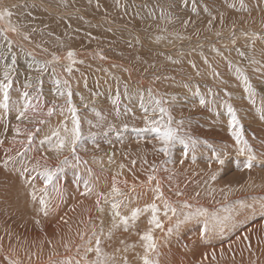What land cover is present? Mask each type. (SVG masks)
<instances>
[{
    "label": "rangeland",
    "instance_id": "374dc122",
    "mask_svg": "<svg viewBox=\"0 0 264 264\" xmlns=\"http://www.w3.org/2000/svg\"><path fill=\"white\" fill-rule=\"evenodd\" d=\"M6 2L0 0V6ZM64 4L59 5V18L51 15L47 17L51 23L47 19L40 23L47 22L44 29L49 28L42 33L22 28L34 15L28 5L23 15L10 10L17 28L21 26L14 32L16 39L0 31V81L8 71L13 83L9 109L0 107V187H4L0 194L7 196V201L0 196V264H91L96 253L87 249L95 247L97 238L110 264H143L141 237L149 229L158 244L149 255L158 264H264V0H243V6L241 0ZM67 47L76 55L71 60L66 56V61L59 55ZM40 54L61 60L47 63ZM244 76L252 92L246 90ZM63 81L71 87L80 118L75 154L67 147L57 153L45 139L53 131L66 135L65 123L73 127L67 97L57 91L65 90ZM25 90L33 105L44 102V106L19 121L17 108L24 103ZM117 92L120 100L114 104ZM161 98L162 106L171 111L173 126L183 121L184 143H173L167 155L158 150L162 144L146 119L159 120L152 108L153 99ZM229 104L240 122L235 128ZM51 107L55 111L49 116ZM241 125L248 145L244 152L238 150L243 144L233 135ZM29 132H34L31 141ZM249 156L255 157L251 169L245 166ZM104 159L118 165L123 160V174L114 173L100 190L90 168L104 171L97 166ZM46 169L54 172L51 184ZM149 174L156 179L149 181ZM114 184L123 197L112 194ZM157 185L164 191L162 198ZM45 187L48 192L41 191ZM41 198L48 200L47 215ZM112 198L124 200L122 217H131L135 208L142 211L125 225L113 215ZM152 203L158 205V213L146 208ZM154 214L163 227L151 224Z\"/></svg>",
    "mask_w": 264,
    "mask_h": 264
},
{
    "label": "snow or ice",
    "instance_id": "6c2138e0",
    "mask_svg": "<svg viewBox=\"0 0 264 264\" xmlns=\"http://www.w3.org/2000/svg\"><path fill=\"white\" fill-rule=\"evenodd\" d=\"M118 2H119V0H118ZM241 5L243 6V0H241ZM11 15H12L11 11L0 10V19H3L6 16L10 17ZM11 30L13 32L17 31V29L15 27H12ZM0 31H6V30L0 29ZM5 38L7 39V37H5ZM75 55H76V53L73 50H69L67 53V57L70 60ZM241 55H244V53H241ZM55 59L59 60V57H55ZM14 62H15V58H13V63ZM251 62L252 63H259V61H256L254 59H252ZM73 63H75V61H73ZM67 71L68 72L72 71L71 66H69L67 68ZM238 71H239V69H238ZM56 83H57V85H59L61 83V81L57 80ZM63 83L65 85V90L57 89V91H58V94L60 96H66L67 97L65 103L70 105L68 110L71 112L73 127L71 129H69L67 127V124L65 123L64 124V131H65L66 135L61 136L59 131H53L51 136H47V137H45V139L52 146V149L55 152L60 153L67 147L73 154H75L77 142L80 141V139H81L80 118L77 115L76 106L71 101V97H72L71 87L68 84V81H63ZM244 84H245V88L247 91H249V92L253 91L252 85H251L247 76H244ZM12 87H13V83H12V80L10 79L9 72L5 71L4 72V80L0 81V93H2V99H0V107H3L6 110L9 109L10 89ZM125 91H127V85H125ZM29 97H30L29 92L25 91L23 93L24 103L21 107L17 108V113H18L17 119H27L28 112L30 110L35 109L36 106L33 105L32 100ZM119 100H120V94H119V92H117L115 99L113 100V103L117 104V103H119ZM153 103L155 104V107L152 108V112L154 114L157 112L160 114L159 120H157L155 118V116H153V117H147L146 116V119L148 120V122L152 128V131H154L157 134L158 139L162 144V147L159 148L158 150L167 155L169 153L170 148H171L173 143H175L177 141L184 143L183 137L180 135V131H181L180 125L183 124V121H180L179 124H176V126H173L174 118H173L169 108L162 106L163 105V98L153 99ZM199 103L201 105H203L206 103V101L203 97H201L199 100ZM141 107L144 108L145 113L148 112V108L144 107L143 98H142V102H141ZM227 110L231 114L230 124L233 128H235L240 123L238 118H237V115H236V110L230 104L227 105ZM54 111H55L54 108H49L48 109V115L51 116ZM240 128H241V130L240 131H234L233 135L235 136L236 142L238 144H243V147L239 148L238 150L240 152H244L245 149L248 147V145L242 139V136H243L242 125L240 126ZM17 132H19V128H17ZM53 137H55L56 139L53 140ZM32 138H33V133L29 132L28 133V140L31 141ZM42 143H43V141H42ZM186 154L187 153H185V155ZM76 158L79 159L78 156ZM254 159H255L254 156L248 157L246 165H245L248 169H251L253 167ZM217 160L221 164L224 163V161L220 159L219 155H217ZM63 162L67 163V157L64 158ZM45 172H46V180H47L48 184H51L52 183V177L54 176V172L49 171L47 169L45 170ZM211 178L213 180H215L216 175H213ZM154 179H156L155 176L149 175V177H148L149 181H152ZM86 188H87V185H86ZM155 190L158 193V198H162L164 193L160 189L159 185H157ZM41 191L46 192L47 188L45 187L44 189H41ZM87 191H91V189H87ZM112 194L114 196H122V197L124 196L121 189L116 187L115 184L113 185V188H112ZM35 198H36L35 192H33V199H35ZM104 199H105V202L108 201L107 197H104ZM124 199H127V197H124ZM40 203L45 206L44 211H45V215H47V203H46V201L43 198H41ZM97 203L99 204L100 201L98 200ZM123 203H124V200H113L111 202V208L113 210V215L115 217H120L121 221L125 225H127L129 222V219H136L142 210L140 208H135L131 212V217H128V216L122 217L121 212H120V208H121ZM166 207H167V210L171 211L173 214H175L177 211L176 208L172 207L170 204H166ZM146 208H150L153 211V213L159 212V207L155 203H152L150 205H146ZM100 210L103 211V208H101ZM165 215H167V211L165 212ZM188 218L191 219L192 216L189 215ZM150 222H151V224H153L155 226V228L163 227V225L161 224V222L159 220L158 215L154 214L152 216V219ZM118 226H119L118 224L113 225V227H118ZM208 226H209V222L205 221V223H204L205 232H207ZM169 231H171V229H169ZM110 234L111 233H109V235ZM141 239L144 241L143 247L145 249V254L142 257L143 264H158V261L154 260L149 255L150 253H154L158 250L157 241L153 236V229H149L148 231H146L142 235ZM87 251H89V252L94 251L96 253V259L93 260L91 262V264H110V258L104 253L103 248L101 247V240L99 238L96 239L95 247L89 248V249H87ZM13 264H15V262H13Z\"/></svg>",
    "mask_w": 264,
    "mask_h": 264
},
{
    "label": "bare ground",
    "instance_id": "6f19581e",
    "mask_svg": "<svg viewBox=\"0 0 264 264\" xmlns=\"http://www.w3.org/2000/svg\"><path fill=\"white\" fill-rule=\"evenodd\" d=\"M23 1H26L27 3H26V5H28L29 7H31L32 9H33V11H34V15L33 16H31V20L30 21H27L26 20V22H25V24L23 25V27L22 28H29L31 31H33V32H35V30H36V32L37 33H42V31L43 30H46V29H49V28H47L46 27V29H44V27H45V24L47 25V22H49L50 21V17H51V15H55V17H58L59 18V16H60V9H58L60 6L59 5H61V8L63 7V5H65L64 4V2H66V1H68V0H7V2H6V4L7 5H5V4H1L2 6H0V10H8V11H13V8L14 9H17V13L18 14H20V13H22L23 12V10L24 9H26L27 8V6L26 5H24L23 4ZM106 1V0H105ZM123 1V0H122ZM114 2H115V0H114ZM124 2H126V1H124ZM89 3V2H88ZM96 3V2H95ZM106 3V2H105ZM121 3L123 4V2H120V6H119V9L123 12V5H121ZM87 4V3H86ZM85 4V5H86ZM90 4H93V3H90ZM84 5V4H83ZM88 5V4H87ZM94 5V4H93ZM113 5V4H112ZM115 5V4H114ZM117 5V4H116ZM115 5V6H116ZM90 6V5H89ZM135 6V5H134ZM11 7V8H10ZM85 7H87V6H85ZM125 7H127V6H124V8ZM129 7V6H128ZM110 8V7H109ZM117 8H118V6H117ZM126 9V8H125ZM31 10V9H30ZM63 10V9H62ZM109 10H111V9H109ZM118 10V9H117ZM156 10V9H155ZM32 11V12H33ZM59 11V12H58ZM104 11V10H103ZM138 11V10H137ZM26 12H29V11H26ZM110 12V11H109ZM14 13V12H13ZM62 13V12H61ZM133 13V12H132ZM31 14V13H30ZM130 14H131V11H130ZM139 14V13H138ZM137 14V15H138ZM141 14V13H140ZM159 14V13H158ZM22 15H23V13H22ZM40 15H41V19H40ZM101 15V14H100ZM120 15V14H119ZM135 15H136V13H135ZM20 16V15H19ZM132 16H134V14L132 15ZM16 17V16H15ZM47 17H49V18H47ZM93 17V16H92ZM137 17V16H136ZM23 18V17H22ZM28 18V17H27ZM62 18V17H61ZM60 18V19H61ZM100 18V17H99ZM107 18V17H106ZM18 19V18H17ZM43 19V20H42ZM45 19H47V22L44 24V25H42V24H40V23H44L45 21ZM59 19V20H60ZM151 19V18H150ZM24 21H25V19H23ZM180 20V19H179ZM15 21V18H14V16H10V17H4L3 19H0V26L1 27H3L2 29H5L6 31H3L7 36H10V37H12L13 39H16L17 38V33H15L14 34V32L11 30L12 29V27H15L16 29H17V31H18V29L21 27H19L18 26V28H17V25H18V23L16 22H14ZM52 21V20H51ZM107 21H108V18H107ZM23 23V22H22ZM49 23H51V22H49ZM98 23V22H97ZM111 23V22H110ZM17 24V25H16ZM56 24H57V22H56ZM50 25V24H49ZM51 25H54V24H51ZM0 27V28H1ZM35 27H39V28H35ZM50 28L52 27V26H49ZM53 28V27H52ZM61 28V27H60ZM38 29V30H37ZM57 29V28H56ZM55 29V30H56ZM51 30V29H50ZM120 31V30H119ZM31 34H34V33H31ZM55 34V33H54ZM58 35V34H57ZM19 36V35H18ZM41 36V35H40ZM45 36V35H44ZM98 36V35H97ZM52 38H54L53 36H52ZM56 39V38H55ZM120 40V39H119ZM26 47H28V50L30 51V52H32V53H37L35 50H34V48L33 47H30V45H25ZM208 46V45H207ZM254 46H255V44H254ZM259 46V45H258ZM260 47V46H259ZM108 48H109V46H108ZM113 49V48H112ZM257 49V48H256ZM69 50H72L70 47L68 48H65L62 52H61V54L59 55V56H61V58H63V59H65L66 60V56H67V53H68V51ZM113 50H115V49H113ZM112 51V50H111ZM228 51V50H227ZM226 51V52H227ZM234 51V50H233ZM48 52V51H47ZM235 52V51H234ZM112 54H113V52H111ZM117 53V52H116ZM122 53V52H121ZM39 54V53H38ZM193 54V53H192ZM79 55V54H78ZM122 55V54H121ZM120 55V56H121ZM82 56V55H81ZM215 56V55H214ZM214 56H212L211 58H213ZM40 57H41V59L42 60H44V61H46L47 63H50V62H53V61H56L55 60V55H50V56H41V54H40ZM112 57V56H111ZM111 57H109V58H111ZM147 57V56H146ZM61 58H59V60H61ZM77 58V57H76ZM113 58H115V57H113ZM117 58V57H116ZM210 58V59H211ZM217 58V57H216ZM203 59V58H202ZM205 59V58H204ZM68 60V59H67ZM66 60V61H67ZM115 60H117V59H115ZM114 60V61H115ZM119 60H121L122 61V63H123V58H120ZM141 60H142V58H141ZM188 60V59H187ZM207 60V59H206ZM101 61V60H100ZM114 61H111L112 63L114 62ZM139 61V60H138ZM138 61L137 60H134L133 61V63H135V62H137L138 63ZM191 61V60H190ZM200 61H201V59H200ZM109 62V61H108ZM132 62V61H131ZM129 63V62H128ZM140 63V62H139ZM214 63V62H213ZM106 64V63H105ZM120 64V63H119ZM141 64L142 63H140V66H141ZM204 64L206 65V66H208V64H207V62H204ZM77 65V64H76ZM75 65V66H76ZM139 65V64H138ZM189 65L191 66V67H193V63H191V62H189ZM202 65V64H201ZM58 66V65H57ZM73 66V65H72ZM147 66V65H146ZM145 66V67H146ZM113 67V66H112ZM143 67V66H142ZM203 67V66H202ZM205 67V66H204ZM103 68V67H102ZM195 68V67H194ZM105 69V68H104ZM140 69V68H139ZM144 69V68H143ZM147 69V68H146ZM208 69H209V67H208ZM226 69V68H225ZM194 70V69H193ZM110 71V70H109ZM137 71H138V69H137ZM136 71V72H137ZM126 74V73H125ZM138 74V73H137ZM142 74V73H141ZM65 76V75H64ZM123 76V75H122ZM66 77V76H65ZM64 77V78H65ZM61 78H62V76H61ZM81 78V77H80ZM66 80V79H65ZM22 90V89H21ZM29 90V89H28ZM34 90V89H33ZM32 90V91H33ZM26 91V90H25ZM23 92V91H22ZM37 95V94H36ZM39 95V94H38ZM32 97V96H31ZM42 97V96H41ZM35 100H37V99H35ZM34 101V100H33ZM44 101V100H43ZM50 101V100H49ZM44 103V102H43ZM42 102H36L35 104H37V105H35L36 107H42V106H44V104H43ZM48 105V104H47ZM53 107V106H52ZM51 107V108H52ZM37 109V108H36ZM46 109V108H45ZM41 110V109H40ZM28 113H32V110H30ZM41 114V113H40ZM39 115V114H38ZM33 116V115H32ZM31 116V117H32ZM36 116V115H35ZM46 116V115H45ZM34 117V116H33ZM32 117V118H33ZM47 118V117H46ZM22 120V119H21ZM19 121H20V119H19ZM18 121V122H19ZM23 121H24V119H23ZM23 121H21V122H23ZM29 121V120H28ZM25 122H27V121H25ZM43 122V121H42ZM18 125H20V124H18ZM37 125V124H36ZM28 126V125H27ZM195 126V125H194ZM15 127V126H14ZM204 127V126H203ZM22 129H24V128H22ZM32 129V128H31ZM20 130V129H19ZM34 133V132H33ZM218 134V133H217ZM220 134V133H219ZM195 138V137H194ZM221 139V138H220ZM131 157V156H130ZM137 157V156H136ZM132 158V157H131ZM128 162V161H127ZM160 163V162H159ZM139 164V163H138ZM88 165V164H87ZM92 165V164H91ZM97 166H99V167H101V168H103L104 169V171H101V170H99L97 167H92V168H90V169H92V171H93V173L95 174V177H96V179H97V183H94V184H96L95 186H97V187H101V189L100 190H103L102 189V186L100 185V184H102V183H104V181H110V180H113L114 178H113V174L114 173H117V174H123V160L122 161H120V159H119V165H118V162L117 163H115V162H109L108 160H100L99 162H97ZM210 166V165H209ZM88 167V166H87ZM11 168V167H10ZM163 168V167H162ZM139 169H142V168H140L139 167ZM159 170V169H158ZM201 170V169H200ZM5 171V170H4ZM91 171V170H90ZM135 171V170H134ZM133 171V172H134ZM141 171V170H140ZM143 171H144V169H143ZM148 171V170H147ZM125 172V171H124ZM136 172V171H135ZM142 172V171H141ZM193 172V171H192ZM198 172V171H197ZM4 173V172H3ZM139 173V172H138ZM143 173V172H142ZM158 173V172H157ZM169 173V172H168ZM175 173V172H174ZM195 173V172H194ZM5 174H7L6 172H5ZM126 174V173H125ZM148 174V173H147ZM170 174V173H169ZM115 175V174H114ZM132 175H133V173H132ZM150 175V174H149ZM212 175V174H211ZM7 176V175H6ZM92 176V175H91ZM161 176V175H160ZM119 177H121V175L119 176ZM8 178V177H7ZM6 178V179H7ZM41 178V177H40ZM138 178V177H137ZM16 179V178H15ZM28 179V178H27ZM26 179V181H28ZM118 179V178H117ZM144 179V178H143ZM17 180V179H16ZM21 180V179H20ZM92 180V179H91ZM121 179H119V181H120ZM145 180H147V179H145ZM24 181V180H23ZM164 181V180H163ZM162 181V182H163ZM170 181V180H169ZM8 182V181H7ZM21 182H22V180H21ZM34 182L35 181H33V184H34ZM91 182V181H90ZM165 182V181H164ZM172 182V181H171ZM91 183H93V182H91ZM168 183V182H167ZM172 183H174V181L172 182ZM185 183V182H184ZM2 184V183H1ZM0 184V185H1ZM28 184H29V182H28ZM28 184H27V186H28ZM32 184V185H33ZM164 184V183H163ZM10 185V184H9ZM15 185V184H14ZM14 185H13V187H14ZM30 185V184H29ZM100 185V186H99ZM165 185V184H164ZM194 185V184H193ZM7 186V185H6ZM94 185L92 184V187H93ZM166 186V185H165ZM187 186V185H186ZM10 187V186H9ZM51 187V186H50ZM49 187V188H50ZM104 187V186H103ZM1 189H3L2 187H0ZM15 188V187H14ZM13 188V189H14ZM20 188V187H19ZM34 188V187H33ZM40 188V187H39ZM42 188V187H41ZM188 188V187H187ZM190 188V187H189ZM0 189V190H1ZM16 189V188H15ZM13 190V191H16V190ZM30 189H31V187H30ZM178 189H180V188H178ZM197 189V188H196ZM12 190V189H11ZM51 190V189H50ZM99 190V191H100ZM5 191V190H4ZM3 192V191H2ZM9 192V191H8ZM17 192V191H16ZM43 192V191H42ZM47 192H48V190H47ZM101 192H103V191H101ZM164 192V191H163ZM26 193V192H25ZM9 194V193H8ZM23 194V193H22ZM27 194V193H26ZM36 194V193H35ZM46 194V193H45ZM2 195V199H4V200H6L7 198V196L6 197H4V194H0V196ZM13 195V194H12ZM42 196H43V193L41 194ZM94 195V194H93ZM107 195V194H106ZM29 196V195H28ZM28 196H27V198H28ZM26 197V196H25ZM45 197V196H44ZM48 197V199L50 198L49 196H47ZM52 197V196H51ZM104 198V197H103ZM107 198H109V197H107ZM11 199V198H10ZM44 200H45V198H43ZM55 199V198H54ZM193 199V198H192ZM21 200V199H20ZM37 200V199H36ZM56 200V199H55ZM111 200H113V198L111 199ZM110 200V201H111ZM7 201V200H6ZM31 201V200H30ZM40 201V200H39ZM46 201V200H45ZM48 201V200H47ZM46 201V202H47ZM24 202H26L25 200H24ZM33 202V201H32ZM52 202V201H51ZM202 202V201H201ZM5 203V202H4ZM3 203V204H4ZM6 203H10V202H6ZM28 203H29V201H28ZM205 203V202H204ZM47 204H48V202H47ZM23 205L25 206V205H27V204H25V203H23ZM41 205V204H40ZM31 206V205H30ZM33 206V205H32ZM53 206V205H52ZM55 206V205H54ZM29 207V206H28ZM3 208V207H2ZM52 208V207H51ZM9 209V208H8ZM7 209V210H8ZM56 209V208H55ZM5 210V209H4ZM7 210H5L6 212H7ZM3 211V210H2ZM39 212H40V210H38ZM51 211V210H50ZM9 212H11V210L9 211ZM8 212V213H9ZM12 213V212H11ZM48 213V212H47ZM11 215V214H10ZM10 215H8V216H10ZM7 216V215H6ZM5 216V217H6ZM34 262V261H33ZM28 263V262H27ZM86 263V262H85Z\"/></svg>",
    "mask_w": 264,
    "mask_h": 264
}]
</instances>
